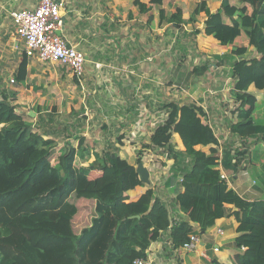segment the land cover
Here are the masks:
<instances>
[{
    "label": "trees",
    "instance_id": "obj_1",
    "mask_svg": "<svg viewBox=\"0 0 264 264\" xmlns=\"http://www.w3.org/2000/svg\"><path fill=\"white\" fill-rule=\"evenodd\" d=\"M240 1L244 6L222 0L215 12L202 1L188 20L180 7L167 16L161 8L163 0L151 3L160 6V24L175 27L195 23L205 13L204 34L231 46L238 57L232 65V97L238 116L231 133L243 141L264 144V120L254 117L258 97L250 91L252 86L264 90V0ZM135 4L143 13L149 10L139 0ZM28 65L23 55L16 83L27 81ZM207 69L205 65L195 70ZM17 98L16 90L0 87V264H134L138 258H148L151 244L169 228L174 248L180 250L198 233L192 223L201 233L230 216L239 222L235 246L240 251L233 255L232 264H264V200L248 201L221 179L219 139L203 107L164 104L167 119L151 136L152 145L174 160L173 174L182 175L184 191L177 200L187 220L171 226L166 205L152 189L128 202L126 194L144 182L137 167L122 158L116 147L87 167L77 166L74 147L58 150L52 163L57 144L50 136L55 130H46L49 125L38 130L27 114L18 111ZM42 124L40 118L36 125L41 128ZM174 134L180 136L184 150L173 145ZM140 162L138 158L137 165ZM83 200H95L96 206L91 225L78 235L73 220L87 208ZM209 264L226 263L213 257Z\"/></svg>",
    "mask_w": 264,
    "mask_h": 264
},
{
    "label": "crops",
    "instance_id": "obj_2",
    "mask_svg": "<svg viewBox=\"0 0 264 264\" xmlns=\"http://www.w3.org/2000/svg\"><path fill=\"white\" fill-rule=\"evenodd\" d=\"M64 1L66 5L65 10H63L65 38L69 45L75 46L85 54L87 57L86 64L93 65V68L85 67L83 82H79L66 67L67 74L59 71L60 68L51 69L52 66L63 68L58 63H42L38 59L28 58L29 74L27 81L22 85L16 83L15 76L22 57L16 66H13L14 48L22 56L25 54L22 42L13 35L14 28L10 20V13L36 7L40 0H0V14L4 15L1 18L0 34L3 33L7 47L4 60L0 61V87L18 92L15 104L18 105L20 113L26 111L28 116L39 118L41 114L45 117L44 115L48 116L47 113L54 110L64 112L65 109L61 108L62 101L60 98L57 101H51V99L54 97L53 93L56 92L60 97L63 92L62 85L68 83L71 87L67 108L71 129H85L80 132L81 137L75 140L76 145H73L78 151V157L82 163H88L87 161L91 163L98 155H103L108 148L110 150L116 147L121 157L134 165L131 161L134 158L133 150L136 147L139 148L144 137L147 138L145 142L149 140V152L153 153L151 136L159 126L151 122L153 110L161 102L159 98L162 95L167 98L165 101L167 103L168 97L172 93V66L171 62L167 61L168 56L163 57L166 59L159 64L163 79L160 83L157 81L159 79L157 67L159 43L156 35L161 31L164 40H160L166 43L167 37L164 35L172 24L163 22L160 26L158 25L157 16L160 6L152 4L151 0H139L147 4L149 8L144 13L135 4L136 0ZM200 1L194 2L199 3ZM213 1L217 0H206L209 9L215 12L221 7L222 0L217 3ZM237 1L240 3V0ZM177 7L182 9L185 20H187V15L190 18L192 13L189 0H163L161 6L165 9L166 15L170 12L172 14V10H176ZM202 13L206 16L204 12L200 14ZM4 19L10 20L11 29H3L5 26ZM209 37L214 40L212 36ZM223 47L232 48L231 46ZM250 50L253 49L250 48ZM45 80L47 83L43 84L44 88L41 90L36 88L37 86L41 88L39 83H44ZM52 81L54 82L52 85H56L57 89L52 88L50 93L47 88ZM250 91L264 92V90H257L254 86L250 88ZM44 92L48 94L44 95ZM87 94L91 95L89 100L82 97V95L86 96ZM48 95L51 96L49 100ZM118 101L119 113L116 109V102ZM198 106L203 107L213 120L210 111L204 105ZM164 112H166L165 109ZM236 120L237 113L236 119H233L232 123ZM131 127H134V130L129 135H124V132L120 130ZM115 129L117 130L115 131ZM118 132H122L123 135L114 145H108L107 142L111 135ZM50 137L55 138L54 136ZM173 140L182 145L179 150H184L178 134L173 135L172 143ZM253 142L255 143L254 140L249 141V144ZM255 144L252 147H256ZM203 149L208 151L209 148L203 147ZM56 150L60 151L63 148L57 146ZM153 155H147L142 161L150 173L149 182H144L143 186H137L126 195L129 198L128 202L136 201L148 189H152L156 197L166 205L172 226L177 222L187 220V215L180 209L177 200L179 194L184 191L181 182L182 175L180 173L178 175L173 174L174 160L169 158L168 153L162 154L165 163L163 165L153 163ZM238 155L243 160L236 158L235 150L232 151L231 147L225 148L219 169L228 176L232 188L246 200H264V149H258L253 154L240 151ZM254 155L260 157L257 162L252 160ZM151 164H158L160 167L151 168ZM135 166L137 167V165ZM81 202L87 205V208L80 210L73 220L78 235L84 228L91 225L96 206L95 200H83ZM228 207L232 210L235 209L232 205ZM192 225L198 230L197 234L200 239L195 251L186 253L181 249H175L170 237L171 228H169L161 233L159 240L151 244L147 252V260L151 264H209L214 257L222 263H233V255L240 251L235 246L239 226L235 216L218 219L215 226L206 232L199 233L198 225L195 223ZM220 229L223 231L222 233L218 231Z\"/></svg>",
    "mask_w": 264,
    "mask_h": 264
},
{
    "label": "rangeland",
    "instance_id": "obj_3",
    "mask_svg": "<svg viewBox=\"0 0 264 264\" xmlns=\"http://www.w3.org/2000/svg\"><path fill=\"white\" fill-rule=\"evenodd\" d=\"M190 6H191V13H193L195 7L201 3V0L199 3H195L196 0H189ZM215 3L219 2L213 1ZM231 3L233 5H239L240 7L244 6V3L240 1V3L236 0H231ZM222 4V3H221ZM159 7V6H158ZM158 9V8H157ZM160 9V8H159ZM159 9H158V18L157 23L160 26V15H159ZM175 10V9H174ZM172 10V13L175 12ZM169 12V11H168ZM171 14L168 13L167 16ZM4 15L0 14V25H1V18ZM149 16V15H148ZM191 16V15H190ZM187 20L188 15L186 16ZM6 20V21H5ZM12 24L13 21L10 19ZM8 19H4L5 26H3V29H11V22ZM206 20V16L204 14L198 15L195 23L193 22H187L184 26L175 27L170 26L166 30V33L164 36L167 37V42H162L160 39L164 38L162 37V32L159 31L156 33L158 36V70H159V83L163 79V73L160 71V62L164 61L166 58H163L165 56H168L167 58L168 62H171L172 66V79H173V85L171 87V96L168 97V102H176L180 105L182 104H191L194 103L196 105H204L207 110L210 111V114L213 118L212 125L214 126V129L216 130V135L221 141V145L219 149L224 151L225 148H232V151L235 150L236 158L238 160H243L240 155H238V152L247 151L248 153H255L258 149H264V144L259 143L255 144L254 142L249 144V141H243L236 137L234 134L231 133L230 126L232 124V120L236 119V113L238 105L236 104L234 98L232 97V90L231 88L234 87V79L232 76V65L233 62L238 58L237 56L232 54V48L230 47H223L220 45V43L214 38V40L211 39V37L204 34V22ZM14 28V25H13ZM160 28V27H159ZM196 30H199L201 33L196 34ZM3 33L0 34V61L4 60L5 58V51L7 50V47L5 45V41L3 39ZM245 37V36H244ZM166 44V45H165ZM255 53H252L251 56L253 57ZM250 56V57H251ZM22 57V54L19 53L14 48L13 55H12V64L13 66H16L18 61H20ZM162 58V59H160ZM205 65H208V69L204 71H196L195 69H201ZM89 66L90 68H93V65L86 64V67ZM54 67V68H53ZM61 69L59 71L66 73L65 67L61 68L58 66H52L51 69ZM53 79V78H51ZM46 80L44 83L40 82L39 88L38 86L36 88L42 89L43 84H46ZM54 83L53 81L48 84V88L50 90L52 88L57 89L56 85H52ZM11 84V83H10ZM12 85V84H11ZM16 86V84H14ZM71 87H69L68 83L62 85V94L60 97L57 95V92L53 95V99H51V96H47L48 100L51 99V101H57L58 98H60L61 102V108H64V112H57V110L47 113V115L41 114L39 116V119L41 118V121L44 123L43 126H40L41 128H38L36 123L39 119L35 117L28 116V120L35 123V126L38 130L41 131L43 129L42 127H45L46 125H49L50 127H47L46 130H49L51 133L53 132V129L55 130L53 135L55 138V143L58 144V147H62L63 149H67L69 147H73L75 143V140H78L82 134H80L81 131L85 130L84 128L80 129H71V125L69 122L68 117V104H69V90ZM44 95H47V92H44ZM51 93V92H50ZM253 93H256L258 97V103H257V109L254 113V117L258 120H264V92H257L254 91ZM73 97L75 95H72ZM82 97H86L88 100L91 98V95L87 94L86 96L82 95ZM118 98V97H117ZM166 97L162 95L159 98V101H161L157 107L153 110V115L151 117V122L156 123V125L163 124L164 121L167 119L168 113L167 110L164 112V108L162 106L164 105L166 101ZM118 100V99H117ZM78 101V100H77ZM100 102V101H99ZM117 106V113H119V101L116 102ZM165 103V104H167ZM112 107V106H110ZM56 108V107H55ZM205 110V109H204ZM26 114V111L24 112ZM54 114L53 116V122L50 123V114ZM207 113V112H206ZM51 114V115H52ZM80 114V112H79ZM58 115V117H57ZM26 116V117H27ZM238 116V115H237ZM46 118V119H45ZM81 124V123H80ZM96 129V128H93ZM92 130V129H90ZM117 129H115L116 131ZM125 134H128L134 130V127L128 128V129H120ZM114 131V132H115ZM122 132L113 133L108 139L107 144L108 145H114L117 140H119V137L123 134ZM99 133V132H97ZM133 136V135H132ZM49 137V136H48ZM46 137V138H48ZM147 138L144 137L141 145L139 148H135L133 150L134 158L131 160L134 165H137L138 158L141 159V162L143 161V158H145L147 155L154 154L153 155V163L158 164H165L163 161V153L162 148H159L157 146L152 145V151L153 153L149 152V140L145 142ZM69 144V145H68ZM256 145V147H252ZM173 145L180 149L182 147L181 144L175 142L173 140ZM69 146V147H67ZM251 146V147H250ZM75 148V147H74ZM109 148L107 149V151ZM57 154L58 150H55V153L52 157V163H55L57 160ZM239 156V157H238ZM260 159L259 156L254 155L253 156V162H257ZM88 163H82L80 157L77 156L76 164L78 167H87L90 162ZM139 163V164H140ZM150 165V167L156 168V166L160 167V165ZM138 167V165H137ZM161 169V168H160ZM155 170V169H154ZM157 174L158 171L156 170ZM71 201L73 203H78V199L76 197H72ZM82 206V205H81ZM200 233V232H199Z\"/></svg>",
    "mask_w": 264,
    "mask_h": 264
},
{
    "label": "built area",
    "instance_id": "obj_4",
    "mask_svg": "<svg viewBox=\"0 0 264 264\" xmlns=\"http://www.w3.org/2000/svg\"><path fill=\"white\" fill-rule=\"evenodd\" d=\"M65 8L64 0H40L36 7L12 11L10 16L14 25L13 35L22 42L23 52L28 58L38 59L42 63H58L68 68L79 82H83L87 57L75 46L69 45L65 38L63 20ZM208 118L212 124V119L209 116ZM220 145L219 139L218 148ZM219 151L218 168L223 154L221 149ZM220 176L221 179L228 181L232 188L228 176L223 171ZM218 231L223 232L221 229ZM199 241V235L192 234L181 250L186 253L193 252L197 249ZM134 264H151V262L138 258Z\"/></svg>",
    "mask_w": 264,
    "mask_h": 264
},
{
    "label": "water",
    "instance_id": "obj_5",
    "mask_svg": "<svg viewBox=\"0 0 264 264\" xmlns=\"http://www.w3.org/2000/svg\"><path fill=\"white\" fill-rule=\"evenodd\" d=\"M63 20H64V23H65V19L64 18H63ZM137 171L139 173L140 179L143 182L148 183L149 182L150 173H149L148 169L144 166L143 163L138 164ZM136 217L139 218L140 216H136Z\"/></svg>",
    "mask_w": 264,
    "mask_h": 264
}]
</instances>
